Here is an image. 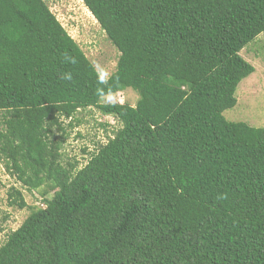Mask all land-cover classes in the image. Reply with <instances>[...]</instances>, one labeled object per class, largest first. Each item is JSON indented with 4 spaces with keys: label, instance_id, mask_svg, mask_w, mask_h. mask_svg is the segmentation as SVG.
<instances>
[{
    "label": "trees",
    "instance_id": "trees-1",
    "mask_svg": "<svg viewBox=\"0 0 264 264\" xmlns=\"http://www.w3.org/2000/svg\"><path fill=\"white\" fill-rule=\"evenodd\" d=\"M81 1L119 53L106 84L43 0H0V162L53 193L0 264H264V129L223 117L254 73L240 52L264 0ZM89 108L120 129L75 170L53 127Z\"/></svg>",
    "mask_w": 264,
    "mask_h": 264
},
{
    "label": "rangeland",
    "instance_id": "rangeland-1",
    "mask_svg": "<svg viewBox=\"0 0 264 264\" xmlns=\"http://www.w3.org/2000/svg\"><path fill=\"white\" fill-rule=\"evenodd\" d=\"M50 12L73 39L99 75L107 72V79L114 73L119 53L112 46L99 25L81 0H43ZM240 56L254 68V73L237 87L236 105L223 113L228 122L244 123L252 128L264 129V33L240 52ZM103 70V72L101 71ZM118 101L116 95L101 100L102 104L121 103L134 107L138 95L130 89L122 90ZM63 131L53 127L60 144L61 163L83 168L98 146L104 145L120 129L111 117H105L96 108L78 111L72 119H60ZM11 189L22 193L27 205L25 209L10 206ZM46 193V194H44ZM53 193L48 187L28 191L10 176L0 162V246L7 236L17 230L30 214L31 208H44L43 199H50ZM45 196V197H42Z\"/></svg>",
    "mask_w": 264,
    "mask_h": 264
},
{
    "label": "clouds",
    "instance_id": "clouds-1",
    "mask_svg": "<svg viewBox=\"0 0 264 264\" xmlns=\"http://www.w3.org/2000/svg\"><path fill=\"white\" fill-rule=\"evenodd\" d=\"M64 59L67 61V62H70V63H75L76 61L74 60V58L70 57V56H65ZM103 72V70H101ZM107 72H103L102 75L99 76V82L100 83H104L106 84L107 83ZM72 74L71 73H65L63 74L62 76V79L64 80H67V81H71L72 80ZM97 95H98V98L102 99V100H107L108 96L110 95L109 92H106L104 89H98L97 90Z\"/></svg>",
    "mask_w": 264,
    "mask_h": 264
},
{
    "label": "built area",
    "instance_id": "built-area-1",
    "mask_svg": "<svg viewBox=\"0 0 264 264\" xmlns=\"http://www.w3.org/2000/svg\"><path fill=\"white\" fill-rule=\"evenodd\" d=\"M117 97H118V101H119V99L121 98V93H118L117 95H116ZM119 104H121L120 102H119Z\"/></svg>",
    "mask_w": 264,
    "mask_h": 264
}]
</instances>
